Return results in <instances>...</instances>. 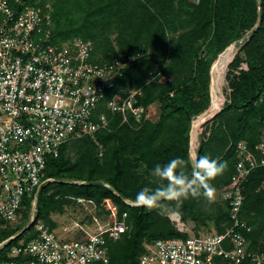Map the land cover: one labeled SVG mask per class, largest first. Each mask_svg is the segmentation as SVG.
I'll list each match as a JSON object with an SVG mask.
<instances>
[{
	"label": "trees",
	"instance_id": "1",
	"mask_svg": "<svg viewBox=\"0 0 264 264\" xmlns=\"http://www.w3.org/2000/svg\"><path fill=\"white\" fill-rule=\"evenodd\" d=\"M26 1L52 4L51 30L56 44L81 38L92 42V62L109 63L117 57L129 60L116 80L117 89L125 82L140 87V103L149 108L141 122L130 118V123H123L122 116L115 114L108 128L72 137L62 144L57 156L47 157L33 225L11 238L31 219L33 194L23 197L22 216L16 224L0 219V243L8 240L0 250V261L12 247L37 236L36 223L55 229L52 213L80 204L79 199L94 204L95 215L109 216L111 222L127 214L129 229L119 239L107 242V264H138L144 243L189 236L175 226L169 216L172 212L186 224L192 222L196 234L223 232L231 220L230 203L222 197L209 201L202 194L189 195L178 211L175 201L164 200L161 203L169 208L166 215L156 208L137 206L135 197L142 188L155 189L162 183L151 174L157 164L180 157L191 173V124L210 105L212 64L254 29L259 18L257 1ZM259 3L260 27L229 63L226 100L205 125L196 149V158L208 155L227 163L223 174L209 181L218 192L232 184L237 143L246 141L253 146L264 140V0ZM99 109L106 111L103 105ZM263 180L264 168L252 170L244 180L240 211L250 226L245 234L249 248L259 252H264ZM92 217L87 221L93 222Z\"/></svg>",
	"mask_w": 264,
	"mask_h": 264
},
{
	"label": "built area",
	"instance_id": "2",
	"mask_svg": "<svg viewBox=\"0 0 264 264\" xmlns=\"http://www.w3.org/2000/svg\"><path fill=\"white\" fill-rule=\"evenodd\" d=\"M52 10L49 2L0 0V219L10 223L21 218L26 194H33L35 206L46 159L57 156L62 144L108 128L115 114L123 123L148 115L140 87L125 82L117 89L129 60L92 62V42L81 38L56 44ZM236 150L232 184L219 192L230 203V225L223 232L196 234L172 212L175 226L189 236L144 243L138 264H264V252L249 248L250 226L240 217L242 184L252 170L264 168V140L253 146L240 141ZM126 215L103 223L94 217V230L82 231L78 223L71 235L38 222L37 236L8 250L0 264H107V242L129 229Z\"/></svg>",
	"mask_w": 264,
	"mask_h": 264
},
{
	"label": "clouds",
	"instance_id": "3",
	"mask_svg": "<svg viewBox=\"0 0 264 264\" xmlns=\"http://www.w3.org/2000/svg\"><path fill=\"white\" fill-rule=\"evenodd\" d=\"M190 142H192V136ZM193 156L196 158V150ZM226 168V162L211 159L208 155L199 156L193 161L190 174L186 171V161L180 157H176L164 165L157 164L151 174L162 183L155 189L142 188L135 197L136 204L150 210L159 209L161 215H166L169 208L161 203L164 200L175 201L176 211L182 205L183 199L188 198L189 195L196 197L202 194L211 201L215 189L209 181L217 175L223 174ZM164 181L167 183H163ZM201 190L203 191L201 192Z\"/></svg>",
	"mask_w": 264,
	"mask_h": 264
},
{
	"label": "rangeland",
	"instance_id": "4",
	"mask_svg": "<svg viewBox=\"0 0 264 264\" xmlns=\"http://www.w3.org/2000/svg\"><path fill=\"white\" fill-rule=\"evenodd\" d=\"M226 50H227V48L223 52H225ZM222 53L214 60L212 67L214 66L215 63H217L218 60H220ZM235 53H236V51L233 50L231 52L230 59L228 61H225V65H223V70H222L223 81H222V83L219 84L218 87L217 86L215 87L214 81L212 82L213 86H212V89L210 88L211 102H210L209 107L204 112H202V113L198 114L196 117H194V119L192 120L191 130H190V134L192 136V142H190V159H191V156L193 154L195 155V150L197 149V147L200 143L202 131L205 130L204 129L205 125H207V123L210 122L213 117L210 118L209 120H206V121L200 123V125H196L195 121L199 116L206 115L209 112V109L212 105V101H213L214 97L220 100L219 106L220 107L223 106V104L226 100V96L229 92L228 82L226 79V75L228 72V65L232 61L233 57L235 56ZM212 67L210 70L211 72H212ZM191 144H192V147H194V149L193 148L191 149ZM220 193L217 190H215L214 194H213V198H220L221 197ZM78 202H81V203L71 205V206H69V205L66 206L64 212L54 213V214L52 213V218L55 220V222L57 224L56 228H57V232L59 234H63V232L68 234V235H71L72 233L75 234L77 231V228H78V227H76L78 223L81 224V227L83 228V229H81L82 231L83 230L92 231L95 229V227L97 225V222H95V220L93 219L94 217L97 216V215H95V211H96L95 205L92 203H89L87 201H83V200L82 201L79 200ZM89 216H91V217L93 216L92 217L93 222L87 221V217H89ZM96 218L98 219V223L111 221L109 216H106V215H102L101 217L97 216ZM18 221L13 222V224H16ZM81 221H84V223ZM186 225L188 226L190 231H194V228H193L194 226H193L192 222H189ZM110 240H112V239H110Z\"/></svg>",
	"mask_w": 264,
	"mask_h": 264
},
{
	"label": "water",
	"instance_id": "5",
	"mask_svg": "<svg viewBox=\"0 0 264 264\" xmlns=\"http://www.w3.org/2000/svg\"><path fill=\"white\" fill-rule=\"evenodd\" d=\"M257 4H258V10H259V18L258 21L256 23V26L254 27V29L247 34L246 36H244L242 39L235 41L233 44H231L229 47L233 46V50L238 51L239 49H241L252 37L253 33L256 32L261 24V15H262V8L261 5L259 3V0H256ZM211 72V71H210ZM213 78H212V72H211V83H210V88L212 89L213 86ZM221 110V107L219 106L218 109L214 110V112H208L206 115H204L205 117L203 118L202 122L209 120L210 118H212L218 111ZM195 156H191V163L193 165V161L195 160ZM93 183H102V181H92ZM90 182V183H92ZM111 188V187H110ZM113 191L114 189L111 188ZM34 216H35V206L32 207L31 210V219L29 220V222L21 229L19 230L17 233H15L11 238H16L18 236H20L21 234H23L27 229H29L34 222Z\"/></svg>",
	"mask_w": 264,
	"mask_h": 264
},
{
	"label": "bare ground",
	"instance_id": "6",
	"mask_svg": "<svg viewBox=\"0 0 264 264\" xmlns=\"http://www.w3.org/2000/svg\"><path fill=\"white\" fill-rule=\"evenodd\" d=\"M232 51H233V46L227 48V50L222 53L220 60H218L217 63H215L214 66L212 67V78L215 87L216 86L218 87L219 84H221L223 81V75H222L223 65H225V61H228L230 59ZM219 105H220V100L214 97L209 112H214V110L219 108ZM204 117H205L204 115L199 116L196 119L195 124L200 125Z\"/></svg>",
	"mask_w": 264,
	"mask_h": 264
}]
</instances>
